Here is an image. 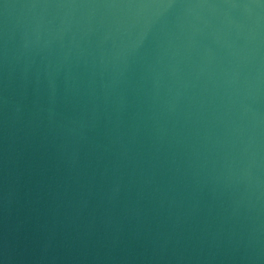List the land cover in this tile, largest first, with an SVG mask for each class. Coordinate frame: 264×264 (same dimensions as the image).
<instances>
[{
    "label": "water",
    "instance_id": "1",
    "mask_svg": "<svg viewBox=\"0 0 264 264\" xmlns=\"http://www.w3.org/2000/svg\"><path fill=\"white\" fill-rule=\"evenodd\" d=\"M0 264H264V0H0Z\"/></svg>",
    "mask_w": 264,
    "mask_h": 264
}]
</instances>
